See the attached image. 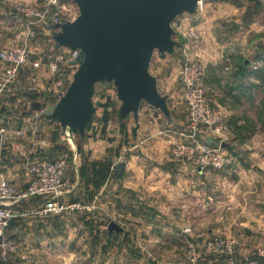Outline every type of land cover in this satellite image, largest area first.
I'll return each instance as SVG.
<instances>
[{
  "label": "crops",
  "instance_id": "obj_1",
  "mask_svg": "<svg viewBox=\"0 0 264 264\" xmlns=\"http://www.w3.org/2000/svg\"><path fill=\"white\" fill-rule=\"evenodd\" d=\"M0 1V6L2 4L9 6L20 1L34 3L38 0ZM64 1L67 6H70L67 7L68 9L75 11L76 6L71 0ZM234 1L237 3L240 1L241 5L245 4V0H207L205 9L192 18L202 19L203 21H209L208 19H210L211 21L221 19L223 17L222 13H225L227 17L234 15L236 16V21H240L246 9L243 6L239 8ZM218 10L221 11L218 12ZM251 21V28L247 27V32L242 42L244 46L237 48L234 52L235 56L232 58L244 55L250 46L249 42L253 40L251 46L254 53L251 58L245 59L243 65L241 64V67L246 65L247 69L242 72L243 76H241V79H252L258 82V80H264V47H262L264 43V33H262L264 32V27L260 25L261 16L252 15ZM205 26L206 23L201 24L199 29H201L203 34L206 33L204 35L210 36L211 33ZM250 30L252 33L251 37L248 36ZM46 33L49 34L50 30H47ZM239 36L237 35V38ZM194 51L195 55L201 56L202 50ZM155 60L154 57L151 65L152 72L159 78L160 90L168 94L171 100V89L175 87L176 83L169 77L160 78L158 71L161 68L158 67V70L154 71ZM229 60L231 62V58H228L226 66L231 64ZM247 60L248 63H246ZM71 65L69 64V67ZM74 72L75 70H72L70 76L73 77ZM249 72L253 74L251 79L247 75ZM65 75L70 77L68 73ZM180 86L182 85L178 83V86L174 89L180 90ZM18 96L22 97V94L19 91L16 93V83L12 91L0 96V166L2 169L4 168L6 174L12 180L16 181L21 187H25L24 185H27L31 179L29 171L30 161L36 158L53 159L50 154L54 140L50 129L52 128L57 133L59 139L56 143L59 146L62 144L61 141L64 136L59 122L43 117L38 118L37 111L29 112L28 115H25L24 112L16 110V98L19 101ZM35 106L37 107L36 104ZM119 107L120 105L116 110ZM242 115L237 127V132L239 133L237 137L241 138V142L237 143V148L242 149L244 154L241 153L238 156L240 157L239 163L236 162L237 166L235 168L215 173L210 170L195 168L184 160L172 158L168 142L158 139L160 129L166 127V123H172L176 129L177 141L189 143V140L181 135L186 122L184 116L183 120L175 115V119L170 121L160 111L146 105L142 106L138 142L123 145L121 141H114L116 155L110 162V174L104 184V188L105 186L108 187L106 206L104 208L101 207L103 196H106L102 191L93 196L94 199L96 197L98 204L101 202L98 209L102 210V213L108 217L105 224H99L95 218L93 220L97 228L105 227V238L110 240L109 242L111 243L114 241L115 244H121L124 247L122 249L124 254L130 255L134 260L138 261V264L144 261L149 262V260L152 262L150 264H177L176 262L180 260L196 255L200 258H208L210 261L223 260V256L210 251L206 247L205 240L208 237L218 235H224L236 242V255L238 258L251 257L257 247L264 245V157L258 156L254 158V161L249 165L255 171L251 168H247L248 170L246 171L242 170L245 167L244 163H242V155L244 157L245 155L249 156L246 152L249 149L250 140L249 137L247 140H242V135L248 132L249 127H246L250 122L248 119L251 118L254 123L258 121L256 114L254 118L250 117L248 113H243ZM98 119L95 120L93 127L88 133L87 144L81 151H77L80 156L86 153V156L91 155L94 160L104 159L103 157L107 155L111 157L113 154V149L111 150V145L113 144L111 142L113 140H102V134L106 130V127H104L106 119L101 116ZM97 121H100V124H97ZM133 126L134 122L132 121L124 124H115V128L131 140L133 139ZM259 126L260 128L254 124L255 129H252V132L258 134V136L262 134L261 124ZM107 129L112 131V125L110 128L107 126ZM20 130L24 132V135L17 136L16 132ZM91 133L94 135L93 140L90 138ZM254 142L258 145V148H261L262 144L260 141H253V144ZM60 147L62 150H68L70 154H77H75L72 146V148L68 146H65V148ZM118 149L120 150L119 155ZM77 157L75 159L79 161V157ZM121 161L126 162V170L124 176L119 178L114 174V170ZM79 166L77 167L78 172ZM248 171L251 172L249 174L252 178H247L248 181L251 182L252 186L254 183H258L259 188L249 189L251 188L250 184H248V189L244 186V183L247 182L245 176ZM241 184L244 187L238 188ZM232 194L237 195L244 203L240 206L236 205L237 202L232 203L234 200H228V195ZM251 196L254 200H248L249 203L246 205L243 199ZM93 198L92 201L94 200ZM60 203L68 207L67 210H74L70 207L71 205H67L63 201ZM38 211L39 208L35 205L28 210H23L24 213H29L30 215H34ZM96 212L94 211L93 213L95 214ZM63 213L66 212L63 211ZM77 219L76 224L78 227L80 225V228L84 229V223L81 222L80 224L81 218L79 219L77 216ZM34 220H29L30 232H33L37 227L33 228V223L40 226L37 217ZM64 220H66L64 216L46 218L47 230H50L54 235L52 229L58 232L56 222ZM111 222H116L122 228V231H110L109 225ZM63 224L62 222L58 226L61 229L60 235H56L61 237L59 240H54L52 235L51 238H48L47 234H40L39 232V234L36 233L32 237L31 241L34 246L38 247L48 244L78 245L85 241L84 233H79L78 231L73 236L76 241L68 243L69 240L67 239L70 234L65 230V227L63 228ZM63 231L65 234H63ZM13 233V235H16L15 232ZM134 245L140 246L141 249L136 251L131 248L130 251H127V246Z\"/></svg>",
  "mask_w": 264,
  "mask_h": 264
},
{
  "label": "rangeland",
  "instance_id": "obj_2",
  "mask_svg": "<svg viewBox=\"0 0 264 264\" xmlns=\"http://www.w3.org/2000/svg\"><path fill=\"white\" fill-rule=\"evenodd\" d=\"M41 1L43 0H38L34 3L20 1L13 5L5 6L4 4H2V6H0V52L5 49H10L12 47L16 48V46H19L28 50L30 60L29 64L21 68L16 81L4 88L0 96H3L9 91H12L16 83V93L19 91V93L22 94V97L18 96L19 101L16 98V110L24 112L25 115H28L29 112L32 113L34 111H37L36 114L38 115V118H42L40 114L48 105L54 104L59 100L60 89L56 86V82L62 79L66 82V84H68L72 80V76H70V73L72 72V70H76L77 68L75 65H71V67H69V64L67 63L57 62L56 55L58 50L56 51L54 49V44L50 38L51 33H46V31L49 29L42 26V22L30 25L31 28L29 30L32 29V31L29 32L22 24V21L24 20L18 21V17L21 18L19 16L21 14L17 12L18 10L16 8V4L25 3L32 7V9L38 10V6L41 4ZM58 1L59 6L63 7L62 10L66 12V15H69L71 13L70 11L75 13H73L74 16L77 15V7H75L74 11L70 8H67L70 6H67V3L64 0ZM234 2L238 4L239 8L243 6L246 9L240 21H236V16L234 15L232 17H227L225 13H222L223 17L221 19L211 21L210 19H208L209 21H203L202 19H193L189 15H184L182 18L184 19L185 23L183 24V26L178 25L176 30L178 32L176 38L180 40L177 53L173 56H161L159 53H156L154 71L156 72L158 70L157 68L159 67L161 68L158 71L161 79H165L166 77L172 78L174 83H176L175 87L178 86V83L181 84L179 76L180 65L184 55V49L187 48L188 56L192 59L197 60L202 66V82L205 90L207 91L209 97L212 99L214 105L220 108L224 115L225 121L229 124V139L227 140L226 147H224V151L229 155L235 157V161L238 163L240 158L238 156H240L241 153L244 154V151H242V149L237 148V143L241 142V138L239 139V137H237V134H239L237 132L238 121L240 120L241 116H243V113H248L250 117L253 118L256 114V119H258V121L254 123V120L252 121L251 118L248 119L250 120L248 126H246L249 127L248 132L245 135H242V140H247L250 138L249 149H247L246 152L249 156L245 155L244 157L242 155V163H244L245 165L242 170L246 171L248 170L247 168L252 169V167H249V165H251V163L254 161V158L258 156L264 157V80H258V82L256 80L253 81L251 79L253 75L251 72L247 74L249 76L248 78H250L251 80L241 79V76H243L241 70L246 69V65L241 67V64L243 65L245 59L251 58L254 53V50L251 46L253 40L249 42L250 46L248 48V51L244 53V55H241L237 58L232 57L235 56L234 52L235 50H237V48L239 49L244 46V43L242 44V42L244 41V35L247 32V27L251 28L252 15L259 17L261 16L262 21L260 25L264 27V2L263 0H245V4L243 5H241L240 1L239 3H237L236 1ZM55 5H58V3ZM204 9L205 4L203 10ZM220 11L221 10H218V12ZM204 23H206L205 27H207V29H209L211 33L210 36L204 35L206 33L203 34L201 29H199V25ZM192 31L196 33V37L191 35ZM32 33L33 35H31ZM251 34L252 33L250 30L248 36L251 37ZM237 35H240L239 38H237ZM262 47H264V43L262 44ZM194 50H202V57H199V55H195ZM228 58H231V62L229 60V63L231 64L229 66H226ZM34 62H40L41 65L39 67H35L33 65ZM56 62L58 63V70L56 72H53L50 68V64ZM2 66L3 65L0 61V70L3 68ZM67 73L70 77H66L65 74ZM175 87L171 89L172 98L170 100V105L174 111V116L176 115V117H180L183 120L184 118H186L185 121H187L186 102L183 97V86H180V90L174 89ZM96 101L99 107L98 117L101 116L106 119L104 123V127H106V130L102 134V140H113V142H111L113 143L111 145V150L113 149L112 156L110 157L107 155L106 157H103L104 159L94 160L91 155L86 156V153L83 152L81 156L79 155V153L76 154V152V155L70 154L68 150H62V148L60 147L62 146L63 148H65V146H68L72 148L70 144H63L66 139L65 136L63 135L64 139L61 141L62 144L60 143L61 145L59 146L56 143L59 139L58 135L51 128L50 130L52 132L54 145L50 157H53V159L57 157H65L68 159V166L66 168L63 179L64 185L58 191V195H56L55 193H51L48 195H38L31 198L27 197L22 201L16 203L15 209L19 211V214L18 216H14L12 218L2 239L13 242L15 244V248L6 252H3L0 248V264H138V261L134 260L130 255L124 254V251L122 250L124 249V247L121 246V244H115L114 241H112L111 243L109 242L110 240L105 238V227L103 228L102 226L97 228L96 224L93 223L94 218L99 222V224H105V222L108 220L107 215L103 214V211L98 209V206L101 205V202L98 204L96 197L95 199L93 198V196L98 194L99 191H102L103 194L106 195L108 190L107 186H105L104 188L105 183H101L99 188L93 186V180L95 176H99L96 171L99 168L108 167V165H110L112 158L116 155V145L114 144V141H121V144L123 145H125L126 143L130 145L134 142L133 139L132 141L128 136H124L121 131H118V129L115 128L116 123L121 124L116 120V114L118 111L116 109L121 104L116 96V92L107 90L104 93L97 95ZM35 104L37 105V107L35 106ZM258 123H260L262 126V134H259V136L258 134L252 132V129H255L254 124L260 128V124L258 125ZM97 124H100V121H97ZM111 125L112 131H108L107 126L110 128ZM175 130L176 129L174 127V124L166 123V127L160 129L161 132L159 131L158 139L160 138L165 142H169L170 139L177 141ZM256 130L258 131V129ZM22 135H24V133L18 136ZM93 137L94 135L93 133H91V140H93ZM95 138L98 139L97 136H95ZM253 141H260L262 144V149L258 148V145L255 142L253 144ZM85 145H83L79 149L80 145L77 143L76 148H78V152L81 151ZM169 148L170 155L173 156L172 146L170 144ZM119 152L120 150L118 149V155ZM76 156L79 157H77L79 161L75 159ZM188 163L195 168H200L191 162ZM97 164H99L100 166H98ZM78 166L79 172L77 171ZM236 166V163H234L231 166H228L225 170L235 168ZM201 169L210 170L215 173L224 171H215L202 167ZM3 170L4 168L2 169V167L0 166V173L4 174V176L7 177L9 181L19 190H21V192H25L27 189H29L31 179L27 183V185H24L25 187H21L16 181L12 180L9 175L6 174L5 170ZM249 171L245 176L247 182L244 183V186H246V189H248V184H250L251 188L249 189L259 188L258 183H254V185L252 186L251 182L248 181L247 178L250 177L249 173H251ZM250 179L252 178L250 177ZM244 186H242L241 184L238 186V188ZM107 196L108 195L103 196L104 198L102 199V208L106 206L105 203H107L108 201ZM92 198L94 199L93 201ZM251 199L254 200L252 196L250 198L246 197L243 200H245V203L247 205L249 203L248 200L251 201ZM228 200H234L232 203L237 202L236 205L238 206L244 203L242 202L241 198H239L235 194L228 195ZM51 201H63V203H66L67 205L78 204L79 207L74 210L68 209L64 211L66 213H40V211H42V209ZM19 205L21 207H17ZM34 205L39 208V212L34 213V215L23 212V210H28ZM94 211L97 212L94 214ZM51 216H58L59 218L62 216L66 217V220L62 222L64 223L63 228L65 227V230H67V232L70 234H68L70 236L67 239L69 240L68 243L76 241L73 236L75 235V233L77 234L78 231L79 233H84L85 241H82V243L78 245L48 244L40 245L38 247L34 246V243L31 241L32 237H34V234L36 233L39 234V232L40 234H47L48 238H51L52 235L54 240H59L61 238L56 235H60L59 232H61V229H59L58 226L62 222H56V224L58 225L56 226L58 232H55L52 229L54 235L52 234V232H50V230H47L45 219ZM77 216L79 217V219L81 218L80 224L81 222L84 223V229H81L80 225L78 227V225L76 224L78 220ZM36 217L40 226L33 223L32 227H37L33 232H30L29 220H34ZM13 232H15L16 235H13ZM63 234H65L64 231ZM216 238L228 237H225L224 235L208 237L205 242L208 243L209 240H214ZM131 248H134V250L136 251H139L141 249V247L137 245L127 246V251H130ZM207 254L209 253L207 252ZM194 257L197 261L209 263L214 262L212 260L210 261V259L208 258H200L198 255H196L190 256L189 258L180 260L176 263L188 264ZM148 263L150 264L152 262L150 260L149 262H141V264Z\"/></svg>",
  "mask_w": 264,
  "mask_h": 264
},
{
  "label": "water",
  "instance_id": "obj_3",
  "mask_svg": "<svg viewBox=\"0 0 264 264\" xmlns=\"http://www.w3.org/2000/svg\"><path fill=\"white\" fill-rule=\"evenodd\" d=\"M71 1L77 15L47 28L55 50L78 51L71 62L77 68L59 100L40 114L60 123L66 138L63 144H70L77 153V143H87L98 117L97 95L105 89L114 90L121 102L116 120L134 122V142H138L142 106L173 121L169 95L160 90L151 65L156 53H177L180 40L173 23L184 15L199 14L200 0ZM125 170L126 162L121 161L114 174L122 178ZM109 229L122 231L116 222Z\"/></svg>",
  "mask_w": 264,
  "mask_h": 264
},
{
  "label": "built area",
  "instance_id": "obj_4",
  "mask_svg": "<svg viewBox=\"0 0 264 264\" xmlns=\"http://www.w3.org/2000/svg\"><path fill=\"white\" fill-rule=\"evenodd\" d=\"M205 2L206 0H200L199 13L203 11ZM57 3L58 5H55ZM16 8L17 12L21 14L19 15L21 18L18 17V21L24 20L22 24L29 32L32 31V29L29 30L31 28L30 25L42 22V26L47 27L64 22L75 14L70 11L71 13L66 15V12L62 10L63 7L59 6L58 0H43L38 6V10L32 9V7L25 3L16 4ZM182 17L174 21L173 26L175 30H177L178 25L183 26L185 23ZM191 35L197 36L194 31H192ZM77 57L78 51L70 49L58 50L56 55L57 62L67 64H71ZM0 61L3 65V68L0 70L1 94L4 88L16 81L21 68L30 63L29 53L26 48L19 46H16V48L12 47L0 52ZM57 62L50 64L53 72L58 70ZM33 65L39 67L41 63L34 62ZM201 67L197 60L188 56L187 48H185L179 76L183 86V97L186 102L187 121L181 133L189 140V143L177 142L172 139L168 143L172 146L173 158L191 162L200 168L215 171L225 170L228 166L236 163V158L224 151V147H226L227 140L229 139V124L225 121L220 108L214 105L203 86ZM69 83L66 84L62 79L56 82V86L60 89L59 96L66 91ZM107 90L111 89H105L99 92L98 95ZM23 133L20 130L16 132V135L18 136ZM67 166L68 159L65 157L54 159L36 158L31 160L29 163L31 184L25 192H21L4 174L0 173V248L3 252L15 248L13 242L2 239L12 218L19 214V211L15 209L16 203L27 197L31 198L51 193L58 195V191L64 185L63 179ZM70 207L76 209L79 205L73 204ZM67 208L64 204L51 201L42 211H39L40 213L63 212ZM235 245V241L230 238L209 240L206 243L207 249L223 256L224 259L209 263L197 261L194 257L188 264H264V245L257 247L249 258H238Z\"/></svg>",
  "mask_w": 264,
  "mask_h": 264
},
{
  "label": "trees",
  "instance_id": "obj_5",
  "mask_svg": "<svg viewBox=\"0 0 264 264\" xmlns=\"http://www.w3.org/2000/svg\"><path fill=\"white\" fill-rule=\"evenodd\" d=\"M57 51V50H56ZM245 69H242L241 71L243 72ZM80 147H82L81 145L79 146V149ZM98 166H100L99 164H97ZM96 173L99 175V176H95L94 180H93V183L96 188L100 187V184L101 183H105L106 182V179L108 177V175L110 174V165H108V167H102V168H99ZM86 175V174H85Z\"/></svg>",
  "mask_w": 264,
  "mask_h": 264
}]
</instances>
